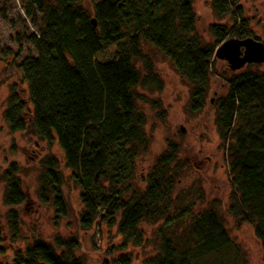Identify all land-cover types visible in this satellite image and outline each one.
Returning <instances> with one entry per match:
<instances>
[{
  "label": "trees",
  "instance_id": "1",
  "mask_svg": "<svg viewBox=\"0 0 264 264\" xmlns=\"http://www.w3.org/2000/svg\"><path fill=\"white\" fill-rule=\"evenodd\" d=\"M21 1L26 16L38 27V34L24 35L37 56L18 66L27 84L30 123L42 140L58 142L66 167L82 188V229H94L96 224L99 228L100 221H107L109 227L117 226L125 249L128 244L145 242L140 230L144 221L154 224L165 219L159 231L160 252L144 264H201L211 255H220L218 264H237L236 258L229 256L234 243L215 210L192 215L188 246L178 248L168 231L191 211L169 213L184 168L178 144L168 143L143 190L126 196L131 188L124 184L134 176L136 160L149 144L144 131L146 117L137 106V99L145 97L137 88L157 92L164 88L153 61L141 50V40L164 53L188 81V109L198 113L206 105L218 46L229 38L253 35L242 8L235 0H212L214 13L220 19L232 15L235 24H209L213 42H208L196 32L193 0H100L92 8L83 0ZM112 45H117L114 58L98 61L97 55ZM136 61L142 63V70ZM228 84V94L216 101L215 108L217 129L229 146L226 159L235 187L230 212L254 226L264 248V74H234ZM153 103L161 106L159 101ZM26 109L13 88L4 112L12 133L28 128ZM44 163L40 198L47 202L51 194L58 216H65L58 160L48 156ZM18 174L13 163L2 175L9 206L27 201ZM9 219L16 236L19 217L15 210L9 212ZM3 235L0 224V241ZM80 245L77 237L57 236L53 244L35 240L24 254L17 253L13 264H85L75 254ZM117 262L131 264V257L121 255Z\"/></svg>",
  "mask_w": 264,
  "mask_h": 264
},
{
  "label": "rangeland",
  "instance_id": "2",
  "mask_svg": "<svg viewBox=\"0 0 264 264\" xmlns=\"http://www.w3.org/2000/svg\"><path fill=\"white\" fill-rule=\"evenodd\" d=\"M98 1L83 0V4L92 8ZM211 1L193 0L197 16L196 32L208 42H213L207 29L209 24H235L232 15L220 19L212 10ZM235 1L248 20L252 37L264 42V0ZM33 33L38 34V27L26 16L22 1L0 0V224L4 231L0 241V264H13L17 253L24 254L35 240L53 244L57 236L77 237L81 245L75 254L85 264H118L121 255L130 256L131 264H144L145 259L155 257L160 252L159 231L163 229L165 219L154 224L144 221L140 230L145 242L140 246L128 244L125 249L123 239L117 234V226L109 227L107 221H100L99 229L97 224L94 229H82L79 220L84 210L80 199L82 188L66 167L64 153L58 142L42 140L30 123L32 108L27 84L22 81L18 66L24 59L37 56L33 46L24 38V35ZM116 49L117 45L110 46L97 55V60H112ZM141 50L153 61L164 88L161 92L137 88V92L145 97L144 100L137 99V106L146 117L144 131L149 144L147 151L136 160L134 176L124 184V187L131 188L124 195L129 196L133 190H143L146 178L159 155L166 150L169 142L176 143L180 146L179 161L184 163V168L175 185L169 213L177 215L186 208L191 210L168 230L172 232L177 247L189 244L193 214L215 210L234 243L229 256L236 258L237 264H264V248L255 234L254 226L241 222L230 212V196L235 187L231 182L226 159L229 146L221 139L217 129L215 108L216 101L228 94V81L234 74L247 71L264 74V63L247 64L233 71L227 61L217 59L210 76L206 105L200 112L192 113L188 109V81L182 78L164 53L144 39L141 40ZM136 66L143 69L140 61H136ZM13 88L26 103L25 117L29 121L25 131L15 133L9 130L4 118ZM153 101H159L161 106L155 107ZM48 156H54L59 163L61 189L66 202L65 216H58L51 194L48 193L47 202L40 198L44 161ZM13 163L19 168L18 177L27 197L26 203L20 206L5 203L6 182L2 175ZM11 210H15L19 217V232L16 236L10 226ZM219 256L204 258L201 264H218Z\"/></svg>",
  "mask_w": 264,
  "mask_h": 264
},
{
  "label": "water",
  "instance_id": "3",
  "mask_svg": "<svg viewBox=\"0 0 264 264\" xmlns=\"http://www.w3.org/2000/svg\"><path fill=\"white\" fill-rule=\"evenodd\" d=\"M94 26L96 21L93 19ZM217 59L225 60L231 70L236 71L247 64L264 63V42L253 37L229 38L218 46Z\"/></svg>",
  "mask_w": 264,
  "mask_h": 264
},
{
  "label": "built area",
  "instance_id": "4",
  "mask_svg": "<svg viewBox=\"0 0 264 264\" xmlns=\"http://www.w3.org/2000/svg\"><path fill=\"white\" fill-rule=\"evenodd\" d=\"M98 229H99V228H98ZM98 229H96V230H97V232H98V235H100V231H99Z\"/></svg>",
  "mask_w": 264,
  "mask_h": 264
}]
</instances>
